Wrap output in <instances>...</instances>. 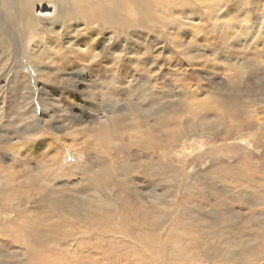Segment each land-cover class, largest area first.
<instances>
[{"label": "rangeland", "instance_id": "obj_1", "mask_svg": "<svg viewBox=\"0 0 264 264\" xmlns=\"http://www.w3.org/2000/svg\"><path fill=\"white\" fill-rule=\"evenodd\" d=\"M179 1L190 5L187 8L193 10L191 11L193 16L179 21L176 17V19L173 18L176 16L175 9H173L172 16L168 17L171 24H173V20L175 24L180 22L183 27L181 29L184 32L177 35L181 43L180 48L175 50L177 53L183 52V48L187 45L194 44L193 48L197 49V54L202 55L204 58H209L212 52H221L220 47H222L226 51H231L235 55L243 57V59L231 60L232 63L239 64L243 61L249 66L247 68L245 65L246 70H256L249 76L242 75L241 82L236 85L235 95L247 107H250L246 108L243 117L238 118L240 120L238 123L240 124H230L228 116L225 118L216 112H207L204 117L196 109L190 111V113L183 112L180 108L183 93H168L164 94L162 97L164 99H159V102H168L172 108L178 110L179 115L177 117L174 116V118H180L181 122L176 124L172 119L171 111L168 115V118L171 116L170 125L164 127L163 130H159L157 134H162L164 135L163 137L168 139L166 135L168 134L169 137L174 128L183 132L182 128L186 124L187 129L184 130H193L191 126L198 123L202 125L218 121L216 119L219 117V120H223L226 123L225 129H220L221 133L211 136L187 137L182 140L177 138L178 142L170 143L171 145L174 144L170 145L169 149H161L153 141H147L146 138L139 142L140 147L133 146L131 144L134 141L129 140L127 134L133 135L135 133L131 131L128 133L124 130L125 134L120 142L126 147L131 145L129 150L127 147L126 151L123 150V152L118 154L109 149V152L105 153L103 152V145L96 140L98 138L97 134L100 126L109 127V123L112 122L111 119L116 118V115L109 112L98 95L103 89L97 84L98 79L96 80L95 72L89 68L87 70L90 74L87 76L83 74V68L80 67L78 71H81V81L79 78H74L75 72H72L70 75H65L74 78L72 84L62 80L63 75L61 77L59 74L56 76L59 77L58 80L57 78L55 81L51 80V83L44 81L36 83L33 94L35 96L38 95L37 97L40 100L49 102L51 106L47 104L45 105V110L37 109L36 118L40 120L38 125L41 126L39 135L34 137L29 133L28 137H24L22 142L26 145V151L29 152V155L32 153L33 155L34 153L42 155L48 152L40 160L43 166H46L50 162V156L52 154L55 155V152L50 153L51 146H48L49 141L42 135L50 134L54 137V142L50 141V143L59 145L60 155H57L59 157L58 163H63V166H68V168L61 170L58 179L55 178L56 180L46 183V179L42 177L44 181L40 178L42 180L37 184L32 182L30 187H33V189L25 191V195H27L25 208L19 211L22 219L21 222L18 219L14 230L17 231V224L21 228L24 225L25 231L27 227L25 237L27 242H30V245L24 252L10 247L4 249L5 254L11 255L10 258H13L11 261L0 260L4 264H264V98L260 92H257L264 80V38L262 41L258 39L260 31H264L260 28L262 25L261 21L264 18L261 15V20H259V16L253 18L255 19L253 30L256 35L249 39L243 29L245 24L242 21L243 15L238 17L239 14L236 12L240 8V5L236 4V0ZM221 2L224 3V6L216 9V11L215 6L221 4ZM246 8H249L251 13H253L252 10L254 11V9H260L264 12V0L248 1ZM44 9L48 13L51 10L53 11L50 6H46ZM35 10V14L43 15V13L39 14V10H42L41 8H36ZM171 10L172 8L168 7V11ZM179 10L184 9L179 7ZM209 12L219 14V16L215 15L216 17L214 18L216 24L211 23L209 19L207 20L208 17H203ZM127 17L129 18V13L128 16L126 14ZM210 17L212 18L213 16ZM226 22L229 25L224 28L222 23ZM220 24L221 26H219ZM171 27L169 26L167 30L158 29L154 33H140L141 38L136 36L137 44L132 47L126 33L122 35V38L115 37L114 39L110 35L109 28L104 30L105 32L103 33L105 35L98 34L97 37V34H95L98 31L97 29L94 28L92 34L86 31L84 34V26L77 23L74 26L75 34L71 35L72 38L63 39V42L65 43L64 46L71 44L74 49L78 38L92 36V39H98L94 50L96 54L100 55L94 61L97 65L100 64L104 68H110L113 60H117L120 57V63L118 62L117 66L122 63L130 69L126 76L127 82L123 81L125 84L122 83V87L120 86L119 88L120 93L118 92L119 95H122L123 100L128 97L134 99L137 94V92L132 91L133 85L129 81L132 76H135L136 72L133 70V65L135 64H143L142 68H144L145 72L152 66L156 74L160 73V71L170 74L167 69L169 67L173 69L172 73H175L172 76L173 78L180 77L181 73L188 74L187 80L193 78L198 82V85H202L201 91L199 90L201 93L199 92L197 99L200 101H205L206 92L210 91V89L213 90L211 82L218 83L220 92L224 93L230 82L235 79L233 78L229 82L225 77L228 73L226 71L227 65L217 70L214 73L215 75L208 74V72H205L206 70L204 71L200 67L189 65L188 62H185L186 60H184L182 55L184 62H182L181 66H175L174 48H171L169 42L171 43L172 38L177 36L175 29ZM76 29L79 30V33H82L79 37L76 36ZM211 32L212 34L216 33L218 36L212 38V40L216 41L220 36L219 34H223L224 43L222 45H210L205 42ZM169 39L171 40L169 41ZM3 40L0 37V42ZM109 42L110 44L116 42L117 47L111 48L112 50L109 49ZM80 48L83 47L80 46ZM80 48L79 50H81ZM35 55L37 56V52ZM104 56L108 58L105 60ZM74 57L77 56H73L72 62L78 63L79 66L87 64V62L85 63ZM212 62L218 64L219 67L225 61L223 59L215 61L212 58ZM258 69L259 71H257ZM3 70H0V77ZM187 70L189 72H186ZM49 74V77L55 78L56 74H53V72ZM165 78L170 79L168 75ZM164 81L163 83L161 80L158 82L166 84V81L165 83ZM168 83L164 85L167 87L159 85L160 88H164L163 93H166L168 88L171 90L173 81L170 80ZM194 88L195 85H193L192 89ZM207 88L208 90L206 91ZM13 89L12 91L10 79H0V102L2 101L0 115L11 109L12 112L7 117L8 119L12 118L11 120L17 117L16 108L19 104V99L28 97V94L24 91L21 92L22 90H16L14 87ZM212 92L214 97L220 94V92L215 90ZM35 96L34 99L36 100L37 97ZM46 106L50 107H48L49 110ZM155 107L157 106H151L150 110L152 111ZM51 117H53V124L55 123L58 126L55 131H50L48 126L44 125V123L50 122L49 119ZM152 121L153 129L158 130L157 122L155 123L154 119ZM50 128L53 129L51 123ZM220 128H223V126ZM31 130L33 131V129ZM35 133L36 131L31 134L34 135ZM11 142L16 141L12 140ZM60 146L61 148H59ZM182 147L186 148L192 155L188 154V152V155L182 154V152L180 155L177 154ZM65 150L72 153V155H79L80 159L76 161L75 157L72 156L71 158V156L67 155L65 162H63ZM134 150L138 154H143L139 161L154 162L157 165L159 164L160 168H162L161 163H173L172 167L174 166L175 168L173 173L177 174V176L175 178L170 176L171 179L167 180L169 184L168 192L163 189V180H159L158 178L160 177L157 178L158 175L155 173L148 177L149 174L146 176L143 171L141 174L143 177L139 180V177L124 176V171L119 172V178L106 183L108 198L104 200L111 204L110 213H107V206L100 204V211L96 214L97 218H92L95 209L90 208L91 205L89 203H85L90 192H81L79 185L80 187L87 185L88 182L85 183V181L91 180L93 173L82 175L80 171H77V166L86 164L96 170L98 162L102 158L107 159L113 168H115V165L123 166L126 162L132 164V162L126 160L131 156L128 155V152ZM183 156L187 163L182 167L184 169H181L179 168L181 165L180 160L183 161ZM31 162L26 166L31 168L29 172L31 173L32 171L33 173L37 171L34 167L36 162ZM1 164L2 166H8L9 161H2ZM164 170L166 171V168ZM140 171L142 170L138 169L134 171V174L141 173ZM150 178L154 180L153 188L151 184L147 185L151 180ZM167 181L165 180V182ZM91 184L93 183L91 182ZM42 185L49 187L48 189L53 191L52 194L55 192L54 195L56 196H68L71 200L66 203L69 206L72 205V214L76 213L74 214L76 216L72 215L69 220L67 214L59 213L58 210L48 212L49 195L51 193L46 194L45 190L42 191ZM149 191H152L151 196L149 195L150 193H147ZM151 199L155 201L158 215H166L164 222L156 221V225L160 228L158 232L138 228V225L132 221L131 217L125 216L126 212L123 214L122 207L119 205L124 204L128 208L143 211L142 204L144 202L149 203ZM77 204L78 206H83V209L75 211ZM183 213L185 215L188 213L189 215L186 218L187 222H184L183 216L179 215ZM109 214H112L113 217L105 220V217ZM121 215L126 218V220L122 221L127 222L125 224L128 228L130 227L129 229L122 227ZM12 217L17 218L16 213L9 215V218ZM194 221H198L199 224H192ZM57 223L64 224L61 228V225L58 226L60 228L59 233L69 235V237H72L71 240H62L57 244L52 240H44L46 234L49 233L47 228L51 225L55 226ZM202 231L206 232L207 235L211 233L215 234V236L214 238L208 237L210 241L205 242L201 236ZM234 240L237 241L233 242ZM14 245L12 246L14 247ZM227 254L229 255L228 257ZM0 255L3 256L1 253Z\"/></svg>", "mask_w": 264, "mask_h": 264}, {"label": "bare ground", "instance_id": "obj_2", "mask_svg": "<svg viewBox=\"0 0 264 264\" xmlns=\"http://www.w3.org/2000/svg\"><path fill=\"white\" fill-rule=\"evenodd\" d=\"M236 1V4L238 3V5H240V8L236 10L237 14H239L238 17H241L243 15L242 21L245 22L243 27V29L245 30L244 33L247 38L251 39L256 35L253 30V25H255V19L253 18L259 16V20H261L260 15L262 16V18H264V12L260 9H254V11L252 10L253 13H251L250 9L246 8L247 2L251 0ZM46 6H50L53 11L51 10V12L49 11L48 13L44 9L46 8ZM216 6L215 10L224 6V3L221 2V4H217ZM168 7L172 8V10L168 11ZM179 7H183L184 10H179ZM187 7H190L188 3H181L179 0H0V37L4 39L0 42V70L4 69L0 79H10L12 84V91L14 90V87L16 90L19 89V91L22 90L21 92L24 91L26 94H28V97H22L19 99V104L16 108L17 117H15L13 120H11L12 118H7L12 112L11 109H8V112L2 113V115H0V253L3 254V256L0 255V260L11 261L13 259L10 258L11 255H7L4 252V249H7L8 247L22 252H24L25 249L29 248L28 246L30 245V242H27V239L25 237V234H27V227L25 231L24 225L21 228V226L17 224V231H15L14 229L16 227L15 224L18 219L20 220V222L22 219L19 211H22L25 208L24 205L27 198V195H25V191H27V189H33V187H30V184L32 182H35L37 184L43 178L46 179V183H49L55 178L58 179L61 170H63L64 168H68V166L64 167L63 163H58L59 157L57 155H60L58 149L59 145L50 143V141H53L54 139V137L50 134H44L42 136L49 141L48 146H51V148L53 147L52 149L50 148V153L55 152L56 156L52 154L49 159L50 162L47 163L46 166H43V163L40 160L43 159L41 157L43 155L45 156L48 152H45L42 155L38 153H34V155L32 153L31 155H29V152L26 151V145L22 142L24 137H28L29 133L34 137L39 135L38 133L41 126L38 125L40 120L36 118V111L40 108L41 110H45V105H50L49 102H44L37 97L38 95L35 96V94H33L36 88V83L43 81L46 83H51V80L55 81L56 78L58 80L59 77H56L58 76V74L61 77L63 75L62 80L71 84L73 83L74 78H79V80L81 81V71H78L80 67L83 68V74L87 76L90 74L87 69L90 68L93 70V72H95V75L97 76L96 80L98 79L97 84L100 85L103 89V91H101L98 95L101 101H103L104 105L108 108L109 112L116 115V118L111 119L112 122L109 123V127L100 126L99 133L97 134L98 138L96 140L103 145V152L105 153H108L109 149H111L115 151V153L120 154L121 152H123V150L126 151L127 147L129 150V147L131 145L140 147L139 142H141L143 138H146L147 141H153L161 149H169V147L174 144L173 143L171 145L170 143L178 142L177 138H179V140H182L187 137H201L205 135L211 136L217 133H221L220 129H225L226 123H224L223 120H219V117L216 119L218 121H214L208 124H195L191 126L193 130H184L187 129L186 124L182 128L183 132L174 128L169 137L168 134L166 135L168 139L163 137L164 135L162 134H157L159 130H163L164 127L170 125L169 123L171 122V116H169L168 118V115L171 111L173 117L172 119L176 122V124L181 122L180 118H174V116L177 117L179 115L178 110L172 108V106L169 105L170 103L168 102H159V99H164L162 98L164 94L166 95L173 92L183 93V95L181 96L182 101L180 103V108L183 112L190 113V111L196 109L197 112L202 113L203 117L207 112H216L217 114L225 118L226 116H228V118L230 119L228 120V122L230 124L238 123L240 121L238 118L243 117V114L246 112V108H250L247 107L242 102V100H239V97L235 95L236 85H239V83L241 82V76H249L253 74L255 70H246V64L243 63V61H241L239 64L231 62V60L233 59H243L241 55H235L233 52L226 51V49H222V47H220V50H222L221 52H212L211 56L209 57L210 59L206 57L204 58L202 55L197 54V49L193 48L194 44L191 45L190 43V45H187L185 48H183V52L177 53L175 51L181 46L179 40L180 38L177 35H180L184 31L181 29L183 27L180 22H178V24H175V22L171 19L173 22V24H171V21L170 19H168V17L172 16V11H174L173 9H175L176 16H174L173 18L176 17L179 21L189 19V17L193 16V14L191 13V11L193 10H191L190 8L188 9ZM36 8H41L42 10H39V14L43 13V15L35 14ZM128 13L129 18H126V14L128 16ZM215 15L219 16L218 13L213 14L212 12L206 13L205 16H202L208 17L207 20L209 19L211 23L216 24L214 20V18L216 17ZM210 16L213 17L211 18ZM261 22L262 25L260 28L264 30V19ZM77 23H80L84 26V34L86 32L92 34L94 31L93 29H97L98 31L97 33H95L97 34V37L98 34L103 35V32H105L104 30L109 28L110 35L113 36L114 39L115 37L122 38V35L126 33L128 35L127 38L129 42H131L132 44V47L137 44L136 36L141 38L140 33H154V31L156 32L158 29L167 30L169 26H172L171 28L175 29V34L177 37L172 38V40L169 39V41H172L171 43L169 42V44L171 48H174L173 54L175 66L182 65V62H184L182 60L183 55L184 60H186L185 62H188L191 66L200 67L204 71L206 70L205 72H208V74H214L217 70H220L227 65L226 71L228 73L225 75V77L229 82L233 78L235 79L233 80V82H230L224 93L220 92L218 83L211 82V84L213 85L211 88L216 92H220V94L214 97V94L212 92L213 90L210 89V91L206 92L207 97L205 101H200L197 99L198 95L201 93L200 91L202 85H198V82L193 78H189L187 80L188 74L181 73L182 75L180 77L173 78L172 76L175 73H172L173 69H170L169 67L167 69L170 74H166L163 71H160V73L156 74V72L153 71L152 66H150L151 68H149V70L146 69L148 71L145 72L144 68H142L143 64H135L133 65V70L136 72L135 76H132L129 81L132 82L131 84L133 85L132 91L137 92L134 97L136 103L135 100L130 97L123 100L121 97L122 95H119V88L120 86L122 87V83L125 84V82L123 81H126V76L130 72V69L122 63L117 66L118 62L120 61V57L117 60H113V66L111 65L110 68H104L100 66V64L97 65L94 59H96L100 54H96L94 49L97 45L98 39L94 40L95 38L92 39V36H88V38H78L76 46L74 45V49L72 48L71 44H69L68 46H64L65 43L63 42V39L72 38L71 35L75 34L74 26H76ZM222 24L224 28H227V26L229 25L227 22ZM219 26H221V24ZM263 33L264 31H260V36L258 37L260 41H262V39L264 38ZM80 34L82 33H79V30L76 29V36L79 37ZM219 35L220 36L219 38H217V41L212 40V38L214 36L216 37L217 35L216 33L212 34L211 32L209 33V38H211H208V40L205 39V42H208V44L210 45H222V43H224L223 34ZM80 46L83 48H80ZM116 47L117 44L116 42H114L110 44L109 49H113ZM79 48L81 50H79ZM36 52L37 56L35 55ZM73 56H77L74 58H77L80 61H84L85 63L87 62V64L79 66L78 63L72 62ZM106 58L108 57L104 56L105 60ZM212 58L215 61L217 59H223L225 62L223 65H219L218 67V64L212 62ZM248 67L249 66H247V68ZM257 71H259V69ZM47 72H53V74H56L55 78L51 76L49 77L50 74ZM72 72H75L74 78H72V76L71 78L69 76H65L67 74H72ZM186 72L189 71L187 70ZM167 75L170 79L165 78V76ZM160 80L162 81V83L165 80L166 84H169L168 82L172 80L173 85L171 90H169L168 88L166 93H163L162 91L164 90V88H160L159 85L164 86L166 84H162L161 82L160 84L158 82ZM83 81L85 80L83 79ZM193 85H195L194 89H192ZM126 87L128 88V86ZM208 88L206 89V91L208 90ZM257 92H260L261 96L264 98V80L260 84V88H258ZM34 96L37 97L36 100L34 99ZM0 105H2V101L0 102ZM151 106L157 107H155L151 111ZM46 107L49 110L50 107ZM160 112L162 113L159 115ZM153 119L155 120V123L157 122L156 126L158 127V130L153 129L152 127ZM49 120L50 122L47 124L44 123V125L48 126V129L50 131L57 130L58 126L55 125V123L53 124L52 122L53 117H51ZM50 123L53 125V129L50 128ZM221 126H223V128H220ZM31 129H33V131ZM124 130L128 133L129 131L135 133L133 135L127 134L128 139L134 141V143L128 145L127 147L120 142L123 138V135L125 134ZM34 131H36V133L34 135L31 134ZM12 140H15L16 142L12 143ZM150 144H152V142H150ZM59 148H61V146ZM182 149L177 154L180 155L181 152L182 154H187L188 151L186 150V148L182 147ZM188 154L192 155V153L190 152H188ZM64 155L65 156L63 158V162H65L67 155L71 156V158L72 156L75 157L76 161L80 159L79 155H72V153L67 150H65ZM128 155L131 156L126 161L132 162V164L126 162V164L123 166L115 165V168H113L110 163H108L107 159L104 158H102L98 162V168L96 170H94V167L86 164H80L77 166V171H80V174L82 175L90 174V172L93 173L92 179L89 181H85V183L88 182L87 185H82L81 187L79 185V190L81 192H90V194H88L87 196L88 199L85 198V203H89V205H91L90 208L95 209V213L92 218H97L96 214H98L100 211V204L107 206V213H110L109 209L111 207V204H109L107 200H104L108 198L106 183H110L107 181H115V178H119V172L124 171V176L131 175V177H139V180L143 177L141 176L143 171L146 176L149 174L148 177H151V174L155 173L156 175H158L157 178L160 177L158 178L159 180H163L162 183H164L163 189H165V192H168L169 188L167 180L169 178L171 179L170 176L174 178L177 176V174L175 175L173 173V170H175L174 166L172 167L173 163H161L162 168H160L159 164L157 165V163L142 162L143 160L139 161L143 157V154H138L136 150L129 151ZM176 160L178 161V159ZM2 161H9V165L2 166ZM31 161L36 162V165L34 167L37 169V171L33 173L32 171L30 173L29 171L31 168H28L26 166L27 164L32 163ZM185 163L187 162L184 157L183 161L180 160L181 165L179 168L184 169L182 167L185 166ZM165 168L166 171L164 170ZM138 169L142 170L140 171L141 173L134 174V171ZM40 178L42 179L40 180ZM153 178H150V182L147 183V185L151 184L152 188V185H154ZM165 180L167 182H165ZM91 182L93 184H91ZM42 186V191L45 190L44 192L46 194L51 193L49 195L50 199L48 204V212L58 210L59 213L67 214V218L69 220L72 215L76 216L74 215L76 213L72 214V205L69 206L66 203L67 201L71 200L68 196H56L54 195L55 192L52 194L53 191H50V189H48L49 187L44 185ZM147 193H150L149 195L151 196L152 191H149ZM149 201V203L144 202V204H142L144 209L143 211H137L128 208L124 204H118L121 205L123 214L124 212H126L127 214H125V216H128V218L131 217L133 219L132 221L136 223V225H138V228L147 229L152 232H158L160 228L156 225V221L164 222L166 215H158V209L155 208V201L152 199ZM76 206L77 208L75 211L83 209V206H78V204ZM11 213H16L17 218H9V215H11ZM179 215L183 216L184 222H187L186 218L189 216L188 213L187 215H185L184 213ZM110 217H113L112 214L106 216L105 220L109 219ZM122 220H126V218L121 215L120 221L122 227H124L125 229H129L130 227L128 228V226L126 225L127 222ZM192 224L197 225L199 224V222L194 221ZM59 225H61V228L64 224L57 223L55 224V226L51 225L47 228V231L49 233L46 234V238L44 239L45 241L52 240L57 244L62 240H71L72 237H69V235L59 233ZM201 236L203 237L205 242H209V238H214L215 234L210 233V235H207L206 232L202 231ZM236 241L237 240H234L233 242ZM12 245H14V247ZM228 256L229 255L227 254V257ZM0 264L4 263L0 261Z\"/></svg>", "mask_w": 264, "mask_h": 264}]
</instances>
